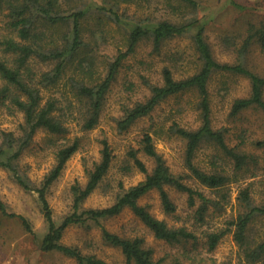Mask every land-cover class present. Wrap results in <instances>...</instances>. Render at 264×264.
Listing matches in <instances>:
<instances>
[{"label":"trees","instance_id":"1","mask_svg":"<svg viewBox=\"0 0 264 264\" xmlns=\"http://www.w3.org/2000/svg\"><path fill=\"white\" fill-rule=\"evenodd\" d=\"M72 1L0 0V13H5L8 29L7 33L0 34V109H6L10 114L20 113L23 119L19 135L13 132L1 134L0 167L8 170L25 190L38 194L47 224V233L42 238L40 249L44 252L62 253L74 258L77 264H111L95 255L84 254L79 248L61 243L63 232L68 226L93 223L100 227L103 240L121 251L124 264H182L185 259L190 264H220L211 256L189 249H184L180 254L166 253L156 258L153 250L145 246L143 237L121 236L102 225V221L129 210L157 240L168 244L189 240L196 242L199 230L203 236L205 252L209 254L231 233L246 263L264 264V233L258 234L253 225L256 219H264V203L257 204L253 200L249 186L239 192L241 211L236 216L228 218L218 228L207 219L211 209L213 212L223 209L227 200L223 189L229 181L238 180L244 175L255 177L262 167L257 155L227 143V128L213 127L209 83L215 74L247 78L250 83L249 93L232 101L229 116L236 117L244 110L254 108L261 112L264 119V75L250 69L246 60L253 44H259L264 51V24L250 25L245 38L234 49L236 59L232 63L220 62L213 56L204 34V25L199 26L191 35L199 62L197 70L188 76L176 78L169 67H163L162 82L148 84L149 96L123 108L122 115L116 122V129L121 133L129 130L139 120L150 117L163 101L188 92L196 95L195 108L200 120L199 126L189 129L173 121L166 129L169 135L184 143L182 171L176 173L171 170L163 154L157 151L152 133L144 131L138 147L127 151L126 161L121 166L124 172L137 170L144 178L126 189L120 182V191L111 205L85 209L82 207L84 200L98 188L111 168L112 149L106 140H102L99 162L86 170L87 180L84 185H72L71 211L63 217L60 224H56L47 200V190L58 178L67 160L79 149V138L69 143H60L56 147L55 163L38 187L30 184L17 165V159L38 129L57 136H62L67 131L65 116L71 113L72 104L66 107L60 105L61 96H56L60 91H53L43 102L42 91L55 89L66 72L73 67L76 77H67V82L77 100L81 128L91 130L99 122L105 96L123 60L135 52L142 41L148 40L153 50L158 52L165 40L184 36L198 23L196 19L182 22L168 19L153 21L148 18L133 20L126 28L125 47L118 49L113 60L106 62L103 76L92 80L94 61L90 51L86 49L87 44L83 37L90 9H85L76 2L72 6ZM105 1L107 6L96 8L100 15L119 27L126 24L124 19L130 18L125 11L126 6L134 1ZM178 1L192 8L198 5L195 0ZM121 5L125 7L122 14L118 13ZM58 27L62 28L59 40L53 38L52 31ZM240 141L243 144L246 140L242 138ZM204 145L214 151L211 166L207 169L200 167L197 161V152ZM254 145L259 149L264 148V139L257 140ZM139 154L152 162L150 168ZM219 157L228 167L217 164L216 159ZM168 188L187 195V205L192 210L188 214L192 218L191 228L186 224L169 225L165 220L151 214L146 205L139 203L143 196L157 191L163 212L167 215L175 214L177 207ZM0 213L3 216L19 218L24 228L32 232L28 219L8 212L1 200Z\"/></svg>","mask_w":264,"mask_h":264},{"label":"rangeland","instance_id":"2","mask_svg":"<svg viewBox=\"0 0 264 264\" xmlns=\"http://www.w3.org/2000/svg\"><path fill=\"white\" fill-rule=\"evenodd\" d=\"M133 1L126 6L125 11L130 18L124 19L126 24L124 23L122 27L115 25L96 10L106 5L105 0L72 1V6H75L76 2L77 5L90 9L83 37L87 44L86 49L90 51L94 61L92 80L103 76L106 62L113 60L117 50L125 47L126 28L133 20L148 18L153 21L168 19L182 22L196 19L198 23L184 36L165 40L158 52L153 50L148 40L142 41L135 52L123 60L105 96L99 122L91 130L81 128L77 100L67 82V77L76 75L73 67L66 72L55 89L42 91L43 102L53 91H60L56 95L61 96L60 105L66 107L72 104L71 113L65 116L67 131L64 135L57 136L38 129L17 159V165L20 173L27 177L30 184L38 187L55 163L56 147L60 143H69L79 138V149L67 160L58 178L47 190V200L56 224H60L63 217L71 211L72 185L76 183L84 185L87 180L86 170L99 162L102 140H106L112 149L111 168L98 188L84 200L82 207L85 209L111 205L120 191V182L126 189L144 178L137 170L124 172L121 169L126 161L127 151L138 147V141L144 131L152 133L157 151L163 154L171 170L176 173L182 171L184 143L169 135L166 129L173 121L189 129L199 126L200 120L195 108L196 95L188 92L163 101L150 117L139 120L129 130L121 133L116 129V122L121 117L123 108L130 107L149 96L148 84L162 82L163 67H169L176 78L188 76L197 70L199 62L191 35L199 26L204 25V34L213 56L220 62L232 63L236 59L234 49L241 44L250 25L264 24V0H195L198 4L195 8L178 0ZM124 8V5H121L118 13L122 14ZM6 21L5 13H0V34L8 32ZM52 31L53 38L59 40L62 28L58 27ZM246 60L250 69L264 75V51L259 44L252 45ZM249 89V80L237 75L215 74L209 83L213 127L227 128V143L230 146H239V149L248 153H254L262 165L257 176L244 175L238 180L228 182L223 189L227 195L223 209L220 212H213L211 209L207 217L217 228L241 211L238 195L242 188L249 186L253 200L257 204L264 203V148L259 149L254 145L257 140L264 139L263 115L254 108H248L236 117L229 116L232 101L236 97L246 96ZM22 120V114H10L6 109H0V142L2 132L19 135ZM242 138L246 140L243 144L240 143ZM213 152L206 145L198 150L197 161L200 167L207 169L211 166ZM139 156L149 168L152 166L149 159L142 154ZM216 160L217 164L228 167L221 162L220 157ZM167 190L177 207L173 215L163 212L157 191L149 192L139 203L146 205L151 214L165 220L169 225L186 224L191 228L192 218L188 214L192 210L187 205V195L172 188ZM203 191L208 193L206 190ZM0 200L6 205L8 212L27 218L32 230L28 232L19 218L3 216L0 213V264H77L74 258L62 253L44 252L40 249L42 238L47 233V224L41 211L38 194L32 190H25L3 167H0ZM101 223L112 233L125 237H143L145 246L153 250L156 258L166 253L180 254L184 249H189L201 252L204 256L205 254L211 256L220 264H248L243 260L231 233L208 254L205 252L203 236L199 230L196 242L189 240L179 244H168L155 239L129 210H124ZM253 225L258 234L264 233V219H256ZM61 243L79 248L84 254L95 255L108 263L124 264L121 251L106 243L100 227L93 223L68 226L63 232ZM182 264H190V261L185 259Z\"/></svg>","mask_w":264,"mask_h":264}]
</instances>
